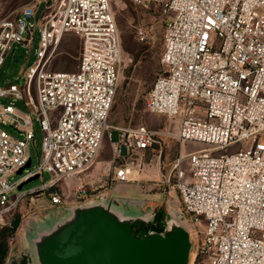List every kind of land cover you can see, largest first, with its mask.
Returning <instances> with one entry per match:
<instances>
[{
    "label": "built area",
    "instance_id": "built-area-1",
    "mask_svg": "<svg viewBox=\"0 0 264 264\" xmlns=\"http://www.w3.org/2000/svg\"><path fill=\"white\" fill-rule=\"evenodd\" d=\"M131 1L154 4L164 15L162 73L144 102L149 113L168 117L178 128L154 130L144 123L119 128L114 156L145 152L161 135L180 144L210 145L180 152L162 181L179 193L189 226L206 221L203 236L197 229L191 264H264V0ZM44 5L36 60L21 73V83H0V100L12 97L28 108L0 103V123L24 136L0 127V226L11 224L28 196L58 187L50 193V206H68L106 187H91L84 179L111 128L123 77L122 36L111 0H44ZM39 6L29 4L0 20V69L14 45L33 48L31 19ZM68 33L82 40L78 69L53 70L50 62ZM35 116L44 132L40 161L10 181L31 158ZM45 172L50 181L18 188ZM131 174L123 166L116 180L129 181ZM72 179L77 185L69 194L61 184Z\"/></svg>",
    "mask_w": 264,
    "mask_h": 264
},
{
    "label": "rangeland",
    "instance_id": "rangeland-1",
    "mask_svg": "<svg viewBox=\"0 0 264 264\" xmlns=\"http://www.w3.org/2000/svg\"><path fill=\"white\" fill-rule=\"evenodd\" d=\"M48 1L56 3L57 0ZM35 3L40 6L36 17L31 19L34 27H36L33 48L30 49L29 46L24 47L20 44L12 47L0 69L1 84L7 82L21 83L22 81L19 78L21 73L36 60L40 32L37 20H39L45 5L44 0H0V20L16 10ZM111 4L122 36L123 77L110 114L111 128L105 136L100 154L90 171L88 180L91 183V187L100 184L109 187V191L115 197L148 198L157 204L165 205L168 208L167 210L177 208L183 213L181 197L178 192L170 190L162 183L164 175L170 173L173 163L180 155V152L185 154L191 150L210 145L192 140L184 141L180 144L172 136L161 135L156 137L157 142L145 152L130 150L125 158L114 156V154L118 155L115 148L119 144L117 145L116 142L122 134L118 130L119 128L132 127L144 123L154 130L166 131L170 128L176 131L178 125L164 115L149 113L145 108L144 102L145 95L155 79L162 73L161 58L164 51L165 33L164 15L160 8L154 4L143 5L134 3L131 0H111ZM81 52L82 40L80 37L74 33H68L58 46L50 62V68L53 70L76 71L79 66ZM10 102H13L16 107L22 108L23 111H28L22 100L13 101L12 97L0 100L1 104ZM0 127L12 136L24 138L11 125L0 123ZM35 131V140H31L28 146L29 156L32 159L30 168L37 166L40 161L44 138V132L39 121L36 120V116ZM115 132H117V139H115ZM123 143L121 142V144ZM123 166H130L133 171L138 170L140 172L145 169L149 172V176L146 178H134V175H132L129 181H117L116 172ZM20 176L21 174L15 173L10 175L8 179L14 181ZM51 179L52 175L49 172H45L39 178L24 184L21 190L37 188ZM76 185L77 181L72 179L67 186L62 183L61 187L70 194ZM56 190H58V187L38 195L26 197L12 214V221L19 216L21 222L15 234L8 240L9 255L7 263L19 251L23 250L27 244V233L31 230L29 225L31 217L41 215L45 210L57 211L63 209V205L50 206V193ZM184 218V222L189 226V216L187 215V218ZM201 220L200 224L189 226L191 238L195 244L200 240L197 229L203 236L206 228V221ZM46 221L50 220H44L43 222ZM2 228L3 226H0V231ZM193 258L194 253L191 252L189 264H191Z\"/></svg>",
    "mask_w": 264,
    "mask_h": 264
},
{
    "label": "water",
    "instance_id": "water-1",
    "mask_svg": "<svg viewBox=\"0 0 264 264\" xmlns=\"http://www.w3.org/2000/svg\"><path fill=\"white\" fill-rule=\"evenodd\" d=\"M31 166L29 158L17 173ZM39 177L24 180L18 188ZM62 210L31 217L27 244L7 264H189L195 249L177 208L169 209L162 231L149 229L156 215L146 199L103 193Z\"/></svg>",
    "mask_w": 264,
    "mask_h": 264
},
{
    "label": "trees",
    "instance_id": "trees-1",
    "mask_svg": "<svg viewBox=\"0 0 264 264\" xmlns=\"http://www.w3.org/2000/svg\"><path fill=\"white\" fill-rule=\"evenodd\" d=\"M165 211L159 208L156 211V219L150 224V230L162 231L164 229ZM21 219L17 216L10 225H5L0 231V264H7L9 255V238L12 237L20 226Z\"/></svg>",
    "mask_w": 264,
    "mask_h": 264
},
{
    "label": "crops",
    "instance_id": "crops-1",
    "mask_svg": "<svg viewBox=\"0 0 264 264\" xmlns=\"http://www.w3.org/2000/svg\"><path fill=\"white\" fill-rule=\"evenodd\" d=\"M132 175H134V178H146V177L149 176V172H147L145 169L142 170V172H140V171H138V170H137V171H136V170H135V171L132 170V174H131V176H132ZM138 176H139V177H138ZM88 178H89V177H88ZM88 178H86V179H84V180H85V181H89ZM131 178H132V177H131ZM100 193H101V194H103V193H109L110 197H115V196H113L112 193L109 191V187H104V188L100 189ZM97 196H98V195H97ZM120 198L146 199V200H148V206L151 207V208H153V213H154L155 215H156V211H157L159 208H163L164 211H165V218H164V225H165L166 220H167L168 211H169V210H167L168 208H166L165 205H163V204H157L156 202H153L152 199H148V198H131V197H120ZM84 202H86V201H84ZM84 202L74 203V204H72V205H76V204H80V203H84ZM155 219H156V216H155ZM154 222H155V220H154ZM154 222H152V223H154Z\"/></svg>",
    "mask_w": 264,
    "mask_h": 264
},
{
    "label": "flooded vegetation",
    "instance_id": "flooded-vegetation-1",
    "mask_svg": "<svg viewBox=\"0 0 264 264\" xmlns=\"http://www.w3.org/2000/svg\"><path fill=\"white\" fill-rule=\"evenodd\" d=\"M149 229H150V227H149Z\"/></svg>",
    "mask_w": 264,
    "mask_h": 264
}]
</instances>
